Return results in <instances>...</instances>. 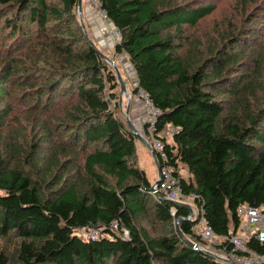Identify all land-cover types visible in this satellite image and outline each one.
Here are the masks:
<instances>
[{
  "label": "trees",
  "instance_id": "1",
  "mask_svg": "<svg viewBox=\"0 0 264 264\" xmlns=\"http://www.w3.org/2000/svg\"><path fill=\"white\" fill-rule=\"evenodd\" d=\"M78 1L0 0V264H218L237 208L264 202V0H100L154 133L178 128L167 162L199 212L179 225L190 209L152 189Z\"/></svg>",
  "mask_w": 264,
  "mask_h": 264
},
{
  "label": "built area",
  "instance_id": "2",
  "mask_svg": "<svg viewBox=\"0 0 264 264\" xmlns=\"http://www.w3.org/2000/svg\"><path fill=\"white\" fill-rule=\"evenodd\" d=\"M95 5L96 11L100 16L109 23V17L105 10L102 9L100 0H91ZM112 33H114V39H120V33L117 28L113 27ZM139 97L144 98L146 101V118L144 125L145 138L154 148L156 155L162 160L163 165L160 164V170L158 171L157 181L153 182L152 189L155 194L166 198L171 201H178L186 203L191 206L192 210L190 214L184 218L192 220L198 217V209L193 205L194 199L197 197L195 193H185L181 185L180 177L175 173L174 167L167 162L166 146L173 142V134L178 128L168 126L169 129L164 133L155 134V124L161 114L160 109L155 107L154 103L150 100L147 93L140 89L137 93ZM166 132H171V142L168 141ZM174 213L177 211L173 208ZM237 215L240 218L238 226H233L230 230V235L226 239L232 245V248L228 253L221 251L215 255L218 259V264H264V254H260L256 251L249 249V242L251 239L257 238L259 242L264 243V202L260 206H251L248 204H241L237 208ZM112 227L117 229L118 223L113 222ZM201 232L203 237L208 239L211 243L215 241L214 232L205 223L204 218L196 226ZM87 238H97L100 235L98 230L89 229L81 231ZM124 236L128 237V231L124 230ZM199 245V244H198ZM199 248L202 246L199 245Z\"/></svg>",
  "mask_w": 264,
  "mask_h": 264
},
{
  "label": "rangeland",
  "instance_id": "3",
  "mask_svg": "<svg viewBox=\"0 0 264 264\" xmlns=\"http://www.w3.org/2000/svg\"><path fill=\"white\" fill-rule=\"evenodd\" d=\"M89 1L90 0H84V11H85L86 5ZM98 17L101 18V20L103 19L100 15H98ZM96 19H97V17H96ZM101 20H100V23L103 25V30L101 33H102L104 39L101 37V33L97 32L96 33L97 34L96 41L100 47H103L106 50V52L108 53V55L110 57H115V60L117 61L118 65L120 66L119 71L121 72V75H123V77H125V79H127V81H128L127 83L125 82L126 86H127L128 97L125 94H122L121 90L119 93L122 116L127 119L125 112H126V108L128 107L130 120L136 126V128L140 131L142 136H144V138H145L146 132L144 129V127H145L144 122H145V118H146V101L143 100L144 98L139 97V95L134 94L132 91V88L137 86L136 85V83H137L136 74L134 72L132 65L129 63L126 54H124V53L118 54L114 50L115 49L114 41L110 40V39H112V37L114 38V33H112L113 26L107 24L104 19L103 20L105 21V23L103 20L102 21ZM93 23H94V21H93ZM93 26L95 27V23ZM107 37H108V39H106ZM115 40L117 41V39H115ZM100 47H98V48L101 51ZM119 66H117L118 69H119ZM138 102L140 103V106H141V114L138 115L136 118H133L134 116L132 114L131 108H133V107L138 108L136 105ZM168 129H169V127L167 128V130ZM165 135L167 136L168 141L171 142L172 141L171 140V138H172L171 132H166ZM136 145H137V153L139 156L140 165L145 169L148 177L153 182L157 181L158 169H157V163L155 161L154 156L152 155V153L148 149V147L138 137L136 140ZM180 174L183 177L189 178V174L183 169H180Z\"/></svg>",
  "mask_w": 264,
  "mask_h": 264
},
{
  "label": "water",
  "instance_id": "4",
  "mask_svg": "<svg viewBox=\"0 0 264 264\" xmlns=\"http://www.w3.org/2000/svg\"><path fill=\"white\" fill-rule=\"evenodd\" d=\"M78 10H79L80 17H81V19H82V24H83L84 28H86V24H85V22H84V17H83V0H79V1H78ZM117 30L119 31V33H121L119 29H117ZM90 41H91L92 44L98 49V47L96 46V44L94 43V41L91 40V39H90ZM98 50H99V49H98ZM99 52L101 53V56H102L105 60H107L112 66H114V68H115V70H116V73H117V76H118V78H119V81H120V83H121V93H122V94H125V95L128 97L127 86H126L125 81H124L123 78H122L121 72L119 71L118 67H117V66L114 64V62H113L110 58H108L103 52H101L100 50H99ZM125 114H126V117H127V119H128V123H129V126H130V128H131V131H132L133 134H134L135 136H137V137H138V138H139V139H140V140H141V141H142V142L148 147V149L151 151L152 155H153L154 158H155V161H156V163H157V169H158V171H159V170H160V165H159L158 160H157L156 152H155L154 148L152 147V145H151V144H150V143L144 138V136H142V134L140 133V131L136 128V126H135V125L132 123V121L130 120V117H129V108H128V107L126 108V112H125ZM172 203L175 204V205H184V206H187V207L190 209V211L192 210L191 206L188 205V204H186V203H182V202H178V201H172ZM183 220H185L184 217L179 218V220L177 221V224L179 225V223L182 222ZM180 233H181V236H182V237H183V238H184V239H185V240H186L191 246H193V247L199 249V245H198L197 242H195V241H193L192 239H189L188 237H186L182 231H180Z\"/></svg>",
  "mask_w": 264,
  "mask_h": 264
},
{
  "label": "crops",
  "instance_id": "5",
  "mask_svg": "<svg viewBox=\"0 0 264 264\" xmlns=\"http://www.w3.org/2000/svg\"><path fill=\"white\" fill-rule=\"evenodd\" d=\"M90 1L87 3V5H86V15H88L89 17L91 16L92 18H91V22L92 21H94V23H95V27H94V29H95V32L97 33H101L102 32V30H103V27L101 26V23H100V19H99V17H98V15H100L99 13H98V11H96V10H92L91 9V7H90ZM95 9V8H94ZM96 17H97V19H96ZM101 37L103 38V35H102V33H101ZM104 39V38H103ZM107 39V38H106ZM137 107L138 108H135V107H133V108H131V111H132V114H133V118H136L138 115H140L141 114V106H140V103L138 102L137 104Z\"/></svg>",
  "mask_w": 264,
  "mask_h": 264
},
{
  "label": "bare ground",
  "instance_id": "6",
  "mask_svg": "<svg viewBox=\"0 0 264 264\" xmlns=\"http://www.w3.org/2000/svg\"><path fill=\"white\" fill-rule=\"evenodd\" d=\"M120 37H121V33H120Z\"/></svg>",
  "mask_w": 264,
  "mask_h": 264
}]
</instances>
